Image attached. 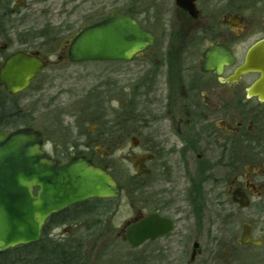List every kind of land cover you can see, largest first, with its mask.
<instances>
[{"label":"flooded vegetation","instance_id":"obj_1","mask_svg":"<svg viewBox=\"0 0 264 264\" xmlns=\"http://www.w3.org/2000/svg\"><path fill=\"white\" fill-rule=\"evenodd\" d=\"M25 4L0 0V73L18 52L41 58L43 70L91 62L72 61L70 45L113 16L130 15L150 35L127 59L95 60L109 70L78 99L77 134L60 121V134L33 126L49 160L85 156L120 194L48 216L32 263L264 264V64L242 71L264 43V0H130L66 40L56 60L6 32ZM23 91L0 84V102ZM140 223L147 238L135 246L129 232ZM17 251L0 252V264H17Z\"/></svg>","mask_w":264,"mask_h":264},{"label":"water","instance_id":"obj_2","mask_svg":"<svg viewBox=\"0 0 264 264\" xmlns=\"http://www.w3.org/2000/svg\"><path fill=\"white\" fill-rule=\"evenodd\" d=\"M148 38V32L133 17L121 14L81 30L69 55L74 62L127 59L144 48ZM263 57L264 43L251 49L242 71L263 65ZM45 66L41 58L18 52L4 64L0 84L15 94ZM261 96L264 98V93ZM41 142V133L33 127L0 132V252L38 241L47 217L71 203L120 194L110 174L87 157H73L66 163L49 160ZM130 230L135 246L147 238L143 223Z\"/></svg>","mask_w":264,"mask_h":264},{"label":"rangeland","instance_id":"obj_3","mask_svg":"<svg viewBox=\"0 0 264 264\" xmlns=\"http://www.w3.org/2000/svg\"><path fill=\"white\" fill-rule=\"evenodd\" d=\"M129 1L26 0L21 8L22 15L16 16L22 18L21 21L15 24L14 29L6 32L11 34L14 41L33 46V50L54 53L53 59L56 60L58 50L66 40L72 39L80 29L95 20L121 12ZM104 70H109V65L96 61L69 63L67 66L63 63L59 67L43 70L29 89L15 99L6 96L3 104L0 102V116L7 115L4 119L12 121L2 119L0 124L7 125L9 129L34 126L48 134H60L62 129L56 130L54 127L60 121L66 129L64 133L77 134L79 129L75 121L80 123L81 100L78 99L85 89L95 85V76ZM3 96L0 93V99ZM93 129V121H87L82 130L92 133ZM95 144L93 142L91 146ZM18 261L17 264H33V261H26L21 257Z\"/></svg>","mask_w":264,"mask_h":264},{"label":"trees","instance_id":"obj_4","mask_svg":"<svg viewBox=\"0 0 264 264\" xmlns=\"http://www.w3.org/2000/svg\"><path fill=\"white\" fill-rule=\"evenodd\" d=\"M6 117H7V115L0 116L1 122H2V119L6 118ZM9 120L11 121V119H9V118L4 119V121H9ZM14 122H16V121H14ZM1 125L2 124H0V128H1ZM5 126H7V125L3 124V127H5ZM17 252H18L19 257H21V259L26 260V261H33V243L18 247Z\"/></svg>","mask_w":264,"mask_h":264}]
</instances>
